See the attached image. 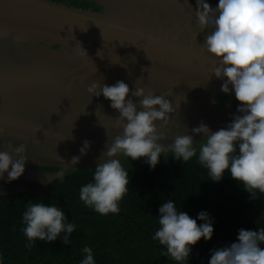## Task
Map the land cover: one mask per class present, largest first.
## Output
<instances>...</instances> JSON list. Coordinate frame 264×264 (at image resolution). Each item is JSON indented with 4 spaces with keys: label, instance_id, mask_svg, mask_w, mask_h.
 <instances>
[{
    "label": "water",
    "instance_id": "95a60500",
    "mask_svg": "<svg viewBox=\"0 0 264 264\" xmlns=\"http://www.w3.org/2000/svg\"><path fill=\"white\" fill-rule=\"evenodd\" d=\"M88 1L101 10L0 0V150L24 144L28 158L19 179L0 180V195L40 193L67 203L49 188L60 157L70 163L89 140L88 153L69 169H94L105 143L122 133L110 101L88 93L93 82L122 80L130 94L143 87L145 94L169 93L170 101L180 95L167 127L157 122L165 145L201 122L219 130L236 113L234 93L221 92L223 81L212 73L216 64L203 44L209 30L198 27L196 0ZM207 2L216 7L219 0Z\"/></svg>",
    "mask_w": 264,
    "mask_h": 264
},
{
    "label": "clouds",
    "instance_id": "9594fccd",
    "mask_svg": "<svg viewBox=\"0 0 264 264\" xmlns=\"http://www.w3.org/2000/svg\"><path fill=\"white\" fill-rule=\"evenodd\" d=\"M195 16L200 31L209 30L203 44L216 64L212 73L223 81L221 92L234 93L236 113L219 130L213 131L201 122L165 145L161 141L166 136L157 122L167 127L176 107H180V95L170 101L169 93L145 94L143 87H135L130 94L129 85L122 80L114 85L91 83L88 93L110 101V107L118 112L116 125L122 128L121 134L105 143L92 181L82 185L79 192L80 200L101 215L118 214L120 201L128 191L129 171L120 157L131 161L143 158L153 170L165 152L181 163L197 157L212 181H221L227 172L253 199L257 192L264 194V0H219L216 7L207 0H196ZM90 147L91 141L85 140L80 156H73L70 163L60 157L59 180L63 181L69 168H76ZM26 151L24 144L11 143L0 150V180L7 175V182H11L24 174ZM158 213L159 227L152 239L165 247L162 255L176 264H189L193 247L201 239L210 241L213 237L214 220L207 211L193 218L168 200ZM22 220L29 246L37 240L54 242L58 238L69 245L76 229L55 204L29 202ZM82 251L85 256L81 264H96L91 247L85 246ZM2 260L0 257V264ZM207 264H264V227L239 229L235 242L211 250Z\"/></svg>",
    "mask_w": 264,
    "mask_h": 264
},
{
    "label": "trees",
    "instance_id": "16d2710c",
    "mask_svg": "<svg viewBox=\"0 0 264 264\" xmlns=\"http://www.w3.org/2000/svg\"><path fill=\"white\" fill-rule=\"evenodd\" d=\"M72 1V5L84 8L95 5V10H101L88 0ZM120 159L129 171L130 183L118 214L101 215L80 200V188L92 181L95 168L68 169L63 181L57 178L50 183L49 188L67 203L40 193L0 195L2 264H81L85 246L93 249L96 264H176L162 255L165 247L152 239L159 227L158 209L168 200L174 201L178 211L183 210L193 218L200 211H207L214 220L212 239H201L193 247L189 264H207L211 250L235 242L241 228L264 227V194L257 192L253 199L227 172L221 181H212L197 157L181 163L165 152L154 170L143 158ZM40 170L61 169L41 166ZM29 202L55 204L65 212L69 222L76 225L69 245L58 238L54 242L37 240L29 246L22 231V217Z\"/></svg>",
    "mask_w": 264,
    "mask_h": 264
},
{
    "label": "flooded vegetation",
    "instance_id": "af4514ba",
    "mask_svg": "<svg viewBox=\"0 0 264 264\" xmlns=\"http://www.w3.org/2000/svg\"><path fill=\"white\" fill-rule=\"evenodd\" d=\"M83 1H84V0H79V2H83ZM67 2L70 3V4L73 3L72 0H67ZM90 8H95V5H92ZM235 101H236V100H235ZM218 104H219L220 106H226V105H228V101H227L226 99H222V100L218 99Z\"/></svg>",
    "mask_w": 264,
    "mask_h": 264
}]
</instances>
